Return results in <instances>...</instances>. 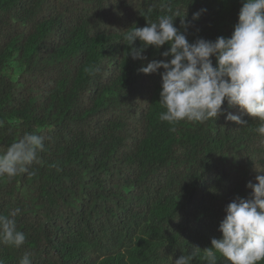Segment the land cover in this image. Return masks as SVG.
<instances>
[{"label":"trees","instance_id":"16d2710c","mask_svg":"<svg viewBox=\"0 0 264 264\" xmlns=\"http://www.w3.org/2000/svg\"><path fill=\"white\" fill-rule=\"evenodd\" d=\"M242 2L0 0V150L26 132L45 137L34 175L0 180V214L20 208L26 235L0 244L3 264L25 253L32 264H174L222 236L226 206L251 199L248 182L264 174L259 120L225 101L204 123L161 121L164 69H138L170 60V45L133 59L122 37L172 13L190 43L231 37Z\"/></svg>","mask_w":264,"mask_h":264},{"label":"clouds","instance_id":"9594fccd","mask_svg":"<svg viewBox=\"0 0 264 264\" xmlns=\"http://www.w3.org/2000/svg\"><path fill=\"white\" fill-rule=\"evenodd\" d=\"M150 11V10H149ZM204 9L193 13L198 19ZM177 13L158 16L143 27H133L122 40L130 47L128 55L146 60L144 50L149 46L163 51L170 60H152L138 69L152 74L163 68L160 104L165 109L159 119L174 125L181 121L204 123L217 118L228 106L238 107L259 120L255 131L264 137V0H243L231 37L219 36L215 41L199 38L190 43L175 25ZM175 17V18H174ZM187 27L186 21H181ZM141 41L137 48L135 42ZM215 57V66L212 57ZM226 119L246 125L240 115L228 113ZM45 137L26 132L0 150V180H12L39 162V153L45 150ZM264 172V171H262ZM34 175V172L29 173ZM258 183L249 181L251 199L238 197L226 208L219 224L220 238L213 237L211 246L194 245L188 254H182L174 264H192L199 258L202 264H218V255L229 264H260L264 261V174L256 176ZM20 208L0 214V244L19 248L26 235L17 229L15 217ZM0 264L3 261L0 260ZM19 264H32L31 254L25 253Z\"/></svg>","mask_w":264,"mask_h":264}]
</instances>
